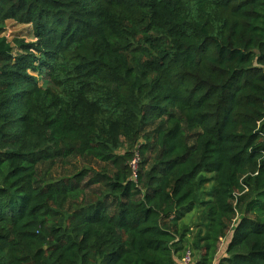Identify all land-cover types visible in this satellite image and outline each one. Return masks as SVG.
I'll use <instances>...</instances> for the list:
<instances>
[{"label":"trees","instance_id":"16d2710c","mask_svg":"<svg viewBox=\"0 0 264 264\" xmlns=\"http://www.w3.org/2000/svg\"><path fill=\"white\" fill-rule=\"evenodd\" d=\"M187 252L264 264V0H0V264Z\"/></svg>","mask_w":264,"mask_h":264},{"label":"rangeland","instance_id":"374dc122","mask_svg":"<svg viewBox=\"0 0 264 264\" xmlns=\"http://www.w3.org/2000/svg\"><path fill=\"white\" fill-rule=\"evenodd\" d=\"M28 35H29V30L28 27L26 26H20V25L17 26L13 23L7 26L6 37L9 40H13L14 38H26L27 40H30V36ZM189 222L195 223V219L191 218Z\"/></svg>","mask_w":264,"mask_h":264},{"label":"built area","instance_id":"2783aa9c","mask_svg":"<svg viewBox=\"0 0 264 264\" xmlns=\"http://www.w3.org/2000/svg\"><path fill=\"white\" fill-rule=\"evenodd\" d=\"M138 164H139V156L137 155L131 163L132 169L134 171V179L137 178ZM183 262H184V264H193V256H192L191 252L186 253V255L183 258Z\"/></svg>","mask_w":264,"mask_h":264}]
</instances>
